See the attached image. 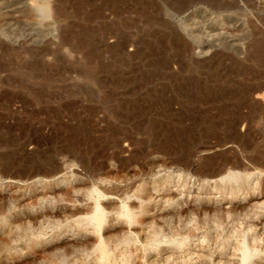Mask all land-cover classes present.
I'll list each match as a JSON object with an SVG mask.
<instances>
[{
    "label": "bare ground",
    "instance_id": "6f19581e",
    "mask_svg": "<svg viewBox=\"0 0 264 264\" xmlns=\"http://www.w3.org/2000/svg\"><path fill=\"white\" fill-rule=\"evenodd\" d=\"M90 1L100 15L114 2ZM90 1L87 2L89 5ZM192 1L208 5L211 2ZM226 1L229 6L230 2ZM232 1L241 9H246L251 1V6L260 11L259 15L231 11L228 9L230 6L224 4L222 9L225 13L220 14L207 6H198L191 12H184L183 17L174 24L164 20L161 15V24L168 31L162 35L163 46L156 43H151V46L160 54L162 67L170 76L180 78L187 69L210 71L221 65L228 67L226 62H230L235 69L243 66L246 59L264 61V38L260 36L257 24L264 16V0ZM62 2L0 0V32L12 44L18 45L20 50L30 54L33 59L28 64L30 71L51 70L54 64L64 67L68 62L66 54H92L98 52L99 45L105 50L113 49L115 53L126 54L129 61L139 53L130 52L139 51L143 41L141 38V41L134 39L133 43H129L131 48L127 50L128 42H121L123 38L112 40L114 44L111 45L107 41L109 38L102 34L96 37L98 35L92 29L90 31L86 27L74 30L66 19V9ZM173 5L165 1L156 6L160 11L165 8L168 13L174 9ZM182 9H175L178 12L173 15L177 16ZM81 41L85 42L86 47L80 45ZM65 45L68 48L63 51ZM45 59L48 63H44ZM25 63L27 67L28 62ZM70 65L71 62L67 67ZM202 80L206 85V79ZM93 81L98 82L95 77ZM127 103L114 112L124 120L135 116V107ZM228 106L215 107L217 116L216 113L207 114V119L211 120L216 117L219 119L220 113L230 114L223 124L227 133L223 132L226 135L222 134V140L211 142L209 138L211 143L197 153L193 149L195 144L187 142L188 145L182 151L180 147L179 151L186 152L185 156L176 153L171 159L163 158L164 169H153L149 181L141 178L135 187L128 177L119 173L97 178L96 171H93L94 180L82 195L77 184L86 183L87 179L78 170L58 173L59 170L36 168L35 173L33 170L13 175L3 172L0 175V264H15L24 260L26 263L20 264H264V150H259L256 155L242 154L252 146L256 130L241 105H234L227 113ZM250 109L264 115V103L251 105ZM124 131L127 132L126 129ZM119 134L121 137L114 139L118 152L114 155L118 156V163L123 165L125 157L134 152L132 150L135 145L137 147L139 139L138 135L131 132ZM160 136L163 138L162 151H174L175 147L169 142L171 136L168 133ZM237 145L243 149L239 150ZM194 156L199 159L197 167H194ZM38 173L42 175L35 176ZM112 188L120 189V193L113 194ZM60 189H64L61 195L67 197H58L60 195L56 193ZM184 209L187 216L183 215ZM151 210L154 212L150 213ZM148 218L150 220L146 221ZM158 219L163 220L168 228L158 226ZM174 221L177 226L170 227ZM14 235L17 238L13 240ZM6 237L10 238L9 241ZM52 245L56 247L48 252ZM46 254H50L49 262L45 260Z\"/></svg>",
    "mask_w": 264,
    "mask_h": 264
},
{
    "label": "rangeland",
    "instance_id": "374dc122",
    "mask_svg": "<svg viewBox=\"0 0 264 264\" xmlns=\"http://www.w3.org/2000/svg\"><path fill=\"white\" fill-rule=\"evenodd\" d=\"M62 1L64 9H66V19L72 24L74 30H82V28L86 29V27L90 31L92 29L95 31V34H102L106 38H109L107 41L111 45L114 44L112 40H116L119 37L123 38L121 42H128L127 50L131 48V42L133 43L136 39L138 41L143 40L141 41L142 47L139 51L130 52L133 54L139 53L134 56L135 59L132 57L131 61H129L126 54L115 53L113 49H110L112 51L105 50L104 47L100 48L99 45L98 52H94L95 54L91 51L92 54L89 52H83V54L73 52L72 56L66 54L67 61L73 65V67L70 65L73 71L70 67H67V65L69 66L68 62L64 64V67L60 64H54L56 62H52L54 69H47V71L39 69L41 72L37 70L33 72L28 67V64L30 65V62L33 60L30 54H28V57L27 53L20 50L18 45L12 44L0 32L1 176L3 172H6L7 175H13L17 172L29 173L34 170L35 173L39 168V170H59L60 172L58 173L78 170L87 179L86 183L77 184V188L83 195L91 186V181L94 180L92 174L93 171H96L97 178L113 176L115 173H119L122 176L128 177L131 185L135 187L141 178H146L145 180L149 181L151 177L150 172L163 166V158L171 159L176 153V155L185 156L186 152L179 151L181 148L182 151L188 145L187 142L195 144L193 149L197 153L206 144L222 140L226 135L223 133L226 132L223 124L230 114L220 113L219 119L216 117L214 118L215 120L207 119V114L216 113L215 115L217 116L218 112L216 108L219 106H223L222 108L224 106L227 107V104L230 105L228 108L225 107L227 113H229L234 105H241L242 111L244 113L247 111L248 120L256 130L252 146L246 152H242V154L256 155L259 153V150H264V115L250 109L251 105L264 103L263 60L246 59L243 66L235 69H233L234 67L228 61L229 63L226 62V65H229L228 67L221 65L220 68L211 69V72L204 69L201 71L193 69L189 71L187 69L178 78L170 76L167 70L162 67L160 54H157L153 50V45L151 46V43L161 46L162 35L168 31L161 24V15L164 20L174 24L178 23L183 17L184 12H191L198 6H207L221 14L225 13V10L222 9L223 6H228L226 0V2L211 0L209 5L203 2L194 3L192 0H152L155 2L149 0H114L111 7L109 6L110 8L105 9L101 15L96 12L98 10L95 9L93 2L90 0ZM89 1L90 5L87 3ZM165 1L174 4V9L168 13L165 8L160 11L156 6L157 3L161 4L165 3ZM232 2V0H228L230 6H228V9L231 11L253 13L254 16L259 15L260 11L255 6H251V1L248 2L246 9H241V7L236 6ZM182 7V10H185H181L177 16H174V12H178L175 9L179 10ZM262 14L264 15V11ZM263 17L257 24L259 34L264 38ZM113 29L116 31L112 33ZM119 33L123 35L121 34L120 36ZM99 35L96 37H99ZM110 41L112 42L110 43ZM96 42L98 41L96 40ZM158 42L161 44H158ZM80 45L86 47L83 41H81ZM64 47L63 51L67 50L66 48L68 47L66 45ZM102 49L104 52H101L103 51ZM45 61H47L46 59L44 63H48V61ZM25 62H28L27 67H25ZM94 77L98 81L97 83L93 81ZM202 79H206V85ZM259 88L260 90H258ZM204 90L205 92H203ZM83 91L89 94V96ZM125 102H128L127 105H133L136 110L139 108L133 112L135 116L132 119L124 120L114 113L117 109L119 110L124 105L126 106ZM170 108L172 109L171 114ZM175 109L178 111H174ZM142 122L146 125H143ZM120 132L134 133L136 136L138 135L139 139V142L136 143L137 147L135 145L132 150L134 152L125 157L127 160L125 159L123 165L118 163V156L114 155L118 153L117 149H115L114 139L121 137ZM167 133L172 137H170V144L173 145V148L175 147L174 151H171L173 154L162 151L161 146H163V143H161V140L163 138L160 134ZM154 138L157 139L154 140ZM156 144H159V146ZM237 148L239 150L243 149L239 145H237ZM193 159L194 167L199 166L198 157L194 156ZM82 160H85L87 164L85 162L82 163ZM84 165L87 166L84 167ZM161 169L164 168L162 167ZM41 175L38 173L35 176ZM63 190L57 191L56 194L60 195H57L58 197H67L61 195L64 193ZM119 190L118 188H112L111 192L117 194L120 193ZM153 212L151 210L150 213ZM183 212L184 216L188 215L185 209ZM148 220L150 218L146 219V221ZM175 222H173L174 224L171 223L172 226L170 227L175 228L177 226ZM156 224L158 226L161 225L160 227L168 228V225L163 220L158 219ZM14 236H12L13 240L17 238V236ZM6 239L9 241L10 238L6 237ZM55 247L56 245H52L47 251H53ZM66 249L71 251L70 247ZM49 258L50 254H46V262H49ZM16 263H26V260Z\"/></svg>",
    "mask_w": 264,
    "mask_h": 264
}]
</instances>
